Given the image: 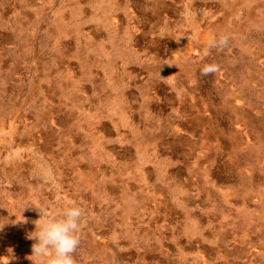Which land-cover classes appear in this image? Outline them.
I'll use <instances>...</instances> for the list:
<instances>
[{
  "label": "rangeland",
  "instance_id": "374dc122",
  "mask_svg": "<svg viewBox=\"0 0 264 264\" xmlns=\"http://www.w3.org/2000/svg\"><path fill=\"white\" fill-rule=\"evenodd\" d=\"M69 206L76 264H264V0H0V256Z\"/></svg>",
  "mask_w": 264,
  "mask_h": 264
},
{
  "label": "clouds",
  "instance_id": "9594fccd",
  "mask_svg": "<svg viewBox=\"0 0 264 264\" xmlns=\"http://www.w3.org/2000/svg\"><path fill=\"white\" fill-rule=\"evenodd\" d=\"M220 44L226 43L221 39ZM203 75H208L216 69L205 66ZM40 211L39 219L35 220V228L27 234V238L33 240L32 251L28 259L32 264H76L74 253L80 244V232L82 228L83 209L78 206H69L63 209L59 215L49 214L46 210L37 207ZM25 222L15 219L13 224ZM9 223V218H0V229ZM6 260L0 256V264H10L14 254L9 249Z\"/></svg>",
  "mask_w": 264,
  "mask_h": 264
},
{
  "label": "bare ground",
  "instance_id": "6f19581e",
  "mask_svg": "<svg viewBox=\"0 0 264 264\" xmlns=\"http://www.w3.org/2000/svg\"><path fill=\"white\" fill-rule=\"evenodd\" d=\"M85 1V0H84ZM86 28V27H85ZM95 32V31H94ZM177 46V45H176ZM176 48V47H175ZM174 48V49H175ZM161 54V53H160ZM100 71V70H99ZM134 91V90H133ZM159 91V90H158ZM161 92V91H160ZM160 95V94H159ZM236 100H237V97H236ZM238 101H240V99H238ZM233 105H232V107H233V110H234V112H236V113H238V114H240L241 112H244L249 118L251 117L250 116V114L245 110V108L244 107H242V106H238L237 104H234L233 103V101H230ZM172 105V104H171ZM156 108H157V106H156ZM243 108V109H242ZM186 124V123H185ZM42 134V133H41ZM252 135V134H251ZM251 137V136H250ZM21 143V142H20ZM27 143V142H26ZM37 144H39V143H37ZM18 145H20V144H18ZM35 146V145H34ZM40 146V145H39ZM117 147V146H116ZM35 153V152H34ZM45 153V152H44ZM4 154V153H3ZM42 155V154H41ZM45 156V155H44ZM44 160V159H43ZM19 163V162H18ZM25 163V162H24ZM11 166V165H10ZM30 167V166H29ZM27 168H28V166H27ZM35 169H36V167H35ZM38 169V168H37ZM10 172V171H9ZM175 172V171H174ZM31 173V172H30ZM28 177V176H27ZM9 178V177H8ZM154 178V177H153ZM15 180V179H14ZM48 180V179H47ZM50 181V180H49ZM52 187V186H51ZM55 188V187H54ZM55 191V190H54ZM52 192V191H51ZM53 196V195H52ZM51 196V197H52ZM55 196V195H54ZM53 196V197H54ZM218 219V218H217ZM105 227H106V225H105ZM262 229V228H261ZM262 231V230H261ZM212 234V233H211ZM242 240V239H241ZM201 243V242H200ZM29 244V243H28ZM257 244V243H256ZM195 245V244H194ZM262 245V244H261ZM190 247V246H189ZM210 247V246H209ZM126 253V252H125ZM123 254V253H122ZM126 257V256H125ZM24 258V257H23ZM162 258V257H161ZM11 262V261H10ZM30 262V261H29Z\"/></svg>",
  "mask_w": 264,
  "mask_h": 264
},
{
  "label": "water",
  "instance_id": "95a60500",
  "mask_svg": "<svg viewBox=\"0 0 264 264\" xmlns=\"http://www.w3.org/2000/svg\"><path fill=\"white\" fill-rule=\"evenodd\" d=\"M205 119V118H204ZM249 132H251L254 136H255V132H256V130H254V128L253 127H251L250 129H249Z\"/></svg>",
  "mask_w": 264,
  "mask_h": 264
}]
</instances>
